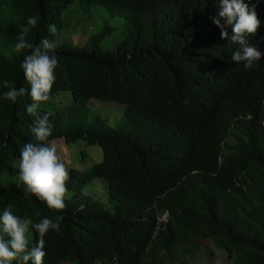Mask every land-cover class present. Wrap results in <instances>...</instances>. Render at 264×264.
Wrapping results in <instances>:
<instances>
[{"label":"trees","instance_id":"trees-1","mask_svg":"<svg viewBox=\"0 0 264 264\" xmlns=\"http://www.w3.org/2000/svg\"><path fill=\"white\" fill-rule=\"evenodd\" d=\"M244 2L255 5L261 21L249 41L264 53V0ZM96 4L117 16L116 26L56 40ZM2 5L12 18L0 21V215L11 205L13 214L34 223L63 216L61 231L45 236L44 264H188L201 238L221 247L227 264H264V56L250 70L232 60L238 46L221 39L210 19L219 0ZM31 16L38 27L26 39L57 42L56 80L41 107V115L51 112L50 139L82 142L81 156L87 145L100 149L88 167L68 168L70 198L61 213L35 196L25 199L13 163L35 142L34 117L26 112L30 96L13 104L3 96V81L30 87L20 67L28 50L13 49ZM226 30L230 36L231 27ZM91 97L122 102L123 121L137 132L89 117L85 99ZM93 177L105 179L109 207L83 192ZM29 237L36 244L38 234Z\"/></svg>","mask_w":264,"mask_h":264},{"label":"clouds","instance_id":"clouds-1","mask_svg":"<svg viewBox=\"0 0 264 264\" xmlns=\"http://www.w3.org/2000/svg\"><path fill=\"white\" fill-rule=\"evenodd\" d=\"M210 19L221 29V39L238 46L232 53V60L237 64L242 62L246 70L255 68L264 56L249 41L261 25L255 5L249 6L244 0H219L218 15ZM38 22V17L28 18L27 26L20 31L13 49L16 53L28 50L20 67L30 87L16 88L4 80L3 86L8 90L3 96L13 104L25 95L32 101L26 112L34 117L30 131L35 142L23 146L19 160V179L25 186V199L35 196L48 209L61 213L66 208L65 199L70 198L66 187L69 170L61 158V145L57 139H50L54 127L49 119L51 112L41 115V107L51 99V89L56 80L55 70L59 63L55 51L57 42L44 38L39 44H33L26 39L29 31L38 27ZM228 27H231L230 36L226 30ZM49 32H57L54 24L49 26ZM11 209L9 205L0 215V264H44L47 254L45 236L50 231H61L63 216L57 215L55 219L43 217L34 223L27 216L21 218L13 214ZM30 232L38 234L34 245L30 241Z\"/></svg>","mask_w":264,"mask_h":264},{"label":"rangeland","instance_id":"rangeland-1","mask_svg":"<svg viewBox=\"0 0 264 264\" xmlns=\"http://www.w3.org/2000/svg\"><path fill=\"white\" fill-rule=\"evenodd\" d=\"M116 17L117 16H111V14L107 11H102L100 6L96 4L92 7L88 14L83 15V17H80L78 20H74L70 29L59 34L56 37V40L60 41L63 38H70L76 41L80 37L82 39L87 35L96 33L104 24L116 26L118 22ZM11 18L12 15L10 10H8V7L4 5L0 6V21ZM118 18L121 21V18ZM104 41L107 42V39ZM0 49L5 50V48H3V44L0 45ZM51 104L52 103H50V105ZM85 105L87 107L86 114L89 117L100 115L105 117L106 122L110 125L137 132V127H135L134 124H127L123 121L122 110L124 108V104L122 102L91 97L85 99ZM53 138L57 139L58 143L61 145V158L67 168L76 167L84 169L93 161H97L100 158V149L98 145H87L81 150L84 153V155L81 156L80 148L83 146L82 142L73 141L65 143L61 136ZM19 160L20 157L16 158L13 161L14 165H19ZM105 182V179L102 177H93L83 186L82 190L83 192H87L96 197L100 205L109 207L107 195L104 192ZM161 218H164V214H162ZM198 244L199 248L188 259V264H227L230 260L226 256L225 251L221 247L215 245L211 240L201 238L198 239ZM58 264L71 263L66 260H61ZM169 264H177V262L173 261Z\"/></svg>","mask_w":264,"mask_h":264}]
</instances>
